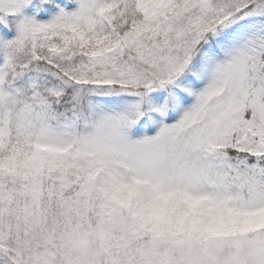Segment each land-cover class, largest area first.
Masks as SVG:
<instances>
[{
  "label": "snow or ice",
  "instance_id": "snow-or-ice-1",
  "mask_svg": "<svg viewBox=\"0 0 264 264\" xmlns=\"http://www.w3.org/2000/svg\"><path fill=\"white\" fill-rule=\"evenodd\" d=\"M0 264H264V0H0Z\"/></svg>",
  "mask_w": 264,
  "mask_h": 264
}]
</instances>
